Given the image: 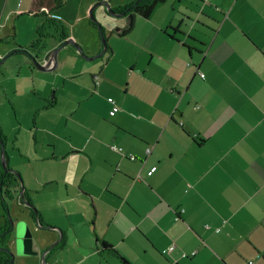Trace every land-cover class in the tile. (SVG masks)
<instances>
[{
    "label": "crops",
    "instance_id": "crops-1",
    "mask_svg": "<svg viewBox=\"0 0 264 264\" xmlns=\"http://www.w3.org/2000/svg\"><path fill=\"white\" fill-rule=\"evenodd\" d=\"M63 4L36 14L28 0L25 10L63 23ZM94 12L123 39L104 59L68 44L55 70L27 55L0 76V104L18 114L7 144L15 166L32 170L26 202L39 212L17 197L16 218L35 235L62 228L49 264H264V0H166L151 18L136 15L142 39L136 25L122 36L128 20L105 5ZM59 237L35 242L34 264Z\"/></svg>",
    "mask_w": 264,
    "mask_h": 264
},
{
    "label": "rangeland",
    "instance_id": "rangeland-1",
    "mask_svg": "<svg viewBox=\"0 0 264 264\" xmlns=\"http://www.w3.org/2000/svg\"><path fill=\"white\" fill-rule=\"evenodd\" d=\"M19 1L20 0H0V48H5V50H3L5 55L2 58L12 53L13 51L17 50L18 48L16 46H18L20 42L32 40L34 35L37 34L38 32V26L41 24L43 25L45 23L44 15L37 16L35 14H31L29 12L30 10H25L28 4V0H24L25 2H23L22 6L17 4L19 3ZM83 1H85V4L83 3ZM124 1H136V0H114V2H110V1L108 2L111 4L112 7H115L119 5L120 2H124ZM98 2L99 1L96 0H69L68 3H64L63 6L60 9H58L59 11H61L63 8H66L65 10L67 16H65L64 14L66 20L63 21V23L65 24L68 30V35L70 36L68 39L75 40L76 42H78L77 40H80L87 47L90 42L92 41L96 42V40H99V42L101 44L103 43L104 46L103 34L107 38V43H109L110 40H123L116 31L118 30L119 26L116 28V30H114L116 26L112 28L111 23L106 22L103 19L101 21V19H99L100 18L99 14L94 12V9L97 8ZM93 16H96L97 20L103 26L102 30L100 29L99 26L100 23L95 22L93 20ZM117 18L118 21L120 20V22H126L128 20L126 15H124V17L120 16ZM138 19L145 21V18L140 16H138ZM49 27H51L48 30L49 32L52 31V28L55 29L53 25H49L48 28ZM144 34H145V28H143L142 25H140V23L138 22L136 24V29L134 33H132V36L134 37L136 36L142 39L144 37ZM81 45L83 46V44ZM86 46L83 47L86 48ZM103 50L104 48L98 54H100ZM108 51L109 50L107 49V51L104 54L100 55V57L104 59L109 54ZM23 56H27V54L25 52L17 51L11 54L1 64L0 65L1 78L4 79L11 73L10 71H14L16 66L18 67L19 65L18 63L20 59L23 58ZM13 95H15V93H13ZM13 108L14 107L11 106L9 101H6L5 107H3V104H0V114H1L0 121L2 122L1 125L6 135H10L12 124L16 121V118L18 116V114L17 116L15 115V111ZM18 112L19 115H22L24 117L32 113L30 111L29 112L26 111V109L21 106H18ZM29 120L33 121V117L31 116ZM13 141L14 140L10 138L8 140V144H6V149L8 153L12 155L11 160H9L10 161L9 164L11 165L12 168L21 172L24 178L25 185H27L33 173L28 166H26L23 170L15 166L18 164L16 162V155L14 156ZM133 159H136V157ZM39 172L38 171L36 172V176L40 177L38 180H42L43 177H41ZM13 207H14L13 203H10L9 213L8 216L6 217L8 221L11 223H12V219L16 221L19 220L16 218V214ZM0 210L3 211L2 208H0ZM0 220H2L1 226H3L5 220L2 219L1 217ZM34 256L36 255L17 253L13 264H34V259H33Z\"/></svg>",
    "mask_w": 264,
    "mask_h": 264
},
{
    "label": "trees",
    "instance_id": "trees-1",
    "mask_svg": "<svg viewBox=\"0 0 264 264\" xmlns=\"http://www.w3.org/2000/svg\"><path fill=\"white\" fill-rule=\"evenodd\" d=\"M166 2V0H136L134 2H131L129 4L114 7V9L118 12H124L125 10L131 8L130 12H128V24L127 26L120 32V34L124 37H126L135 27L136 25V15L139 14L141 16H144L146 18H151V16L154 14L156 8ZM63 4V0H34V11L36 14H46L48 15L43 9L48 8L49 10L53 11L57 8H59ZM95 23V22H94ZM53 25L54 28L52 30H56L60 35V41L64 42L66 39L69 38L68 30L66 26L61 22V20L57 18H51L48 17L45 20V24L41 26L38 29V38L32 42L30 46H28L27 49L35 51L38 48L41 47H48L50 46L48 44V40L45 39V35H47L49 32L48 30L51 28L48 26ZM45 39V40H44ZM110 46L108 45V49ZM0 208H2L3 211L0 210V216L4 218L5 223L0 228V264H13L12 261V253H11V246H10V238L12 234V224L8 221L6 218L9 213V205L12 203L17 197H20V199L23 202H26L21 196V180L18 177L17 174L13 172H8L5 169H3V162H2V143L1 139L4 140L5 144H7V136L2 130V126L0 124ZM6 155L9 160L8 151L6 149ZM10 162V161H9ZM11 166V165H10ZM26 197L28 196L27 190L25 191ZM28 207V206H26ZM29 209L34 212V217H37V212L33 209L28 207ZM104 246L111 247L107 242H103ZM58 245L51 251L53 252ZM123 261L125 264H130L129 261L126 258H123Z\"/></svg>",
    "mask_w": 264,
    "mask_h": 264
},
{
    "label": "water",
    "instance_id": "water-1",
    "mask_svg": "<svg viewBox=\"0 0 264 264\" xmlns=\"http://www.w3.org/2000/svg\"><path fill=\"white\" fill-rule=\"evenodd\" d=\"M100 4L105 5L107 12L112 14L113 16H124V15H127L128 12H130V10H131V8H129V9L125 10L124 12H118L107 1L102 2ZM100 4H98L97 6H99ZM93 20L95 22H99L97 20L96 16H93ZM99 26H100V29L102 30L103 26L101 25V23L99 24ZM103 40H104V50L100 54L92 56V57H90L85 52L84 47L80 43L76 42L75 40L67 39L59 47H55V48H51V45L49 42H48V44L50 46L41 47V48L36 49L35 51L29 50L27 48H19V49L13 51L12 53L8 54L4 58H2V60H0V65L11 54H13L17 51H21V52H25L30 57L32 63L38 69L44 70V71H52L58 67L59 52L62 50V48L65 45L73 44L84 57H86L88 59H95L97 57H100V55L104 54L108 49L107 38L104 36V34H103ZM0 138H1V133H0ZM1 143H2L1 156H2V162H3L4 169L8 172H13V173L18 175V177L21 180V185H22L21 196L24 200H26V196H25L26 185L24 182V178H23L20 171L12 168L10 166L9 160L7 158V155H6V144H5L3 139H1ZM26 206L33 208L37 212V217L39 216L38 209L32 202L27 201ZM11 224H12V229H11L12 234H11V238H10V246H11V248H12V246L14 248V249L13 248L11 249V253L13 256V258H12L13 262L16 258L17 253L27 254V255H38L39 251L35 250V248H34L35 242L42 241L45 238V236H47V235L49 236V234H53L54 232L58 231L60 233L59 239L54 241L41 255V263L42 264H49V262L46 260L47 254L49 252H51L62 241L63 235H64L62 228H60L58 226H44L43 225V226H41V229H40L43 232L42 235H38V234L35 235L33 230H32L30 223L25 219L18 220V221L12 219Z\"/></svg>",
    "mask_w": 264,
    "mask_h": 264
},
{
    "label": "built area",
    "instance_id": "built-area-1",
    "mask_svg": "<svg viewBox=\"0 0 264 264\" xmlns=\"http://www.w3.org/2000/svg\"><path fill=\"white\" fill-rule=\"evenodd\" d=\"M43 10L51 14V12L49 11L48 8H44ZM52 16H53L54 18L61 19V16H60V15L53 14ZM110 101L113 102V103H116L115 98H112V97H111V98H110ZM115 111H116V109H113V110H112V114H114ZM114 148L119 149L121 152L123 151V148L120 147V146L114 145ZM131 156H132V158H135V156H133V155H131ZM174 248H175V245H172V246L169 248V250L172 251ZM195 254H196V251H193L191 254H190V253H187V252H183V253H182V256H184V257H188V256H190V255H195ZM250 263L252 264L253 261H251Z\"/></svg>",
    "mask_w": 264,
    "mask_h": 264
},
{
    "label": "flooded vegetation",
    "instance_id": "flooded-vegetation-1",
    "mask_svg": "<svg viewBox=\"0 0 264 264\" xmlns=\"http://www.w3.org/2000/svg\"><path fill=\"white\" fill-rule=\"evenodd\" d=\"M46 40H60V35L56 30L50 31L47 35H45ZM44 39V40H45Z\"/></svg>",
    "mask_w": 264,
    "mask_h": 264
}]
</instances>
